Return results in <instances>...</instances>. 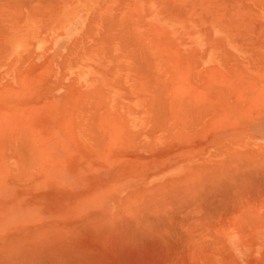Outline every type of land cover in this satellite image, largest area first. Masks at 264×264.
<instances>
[{"label":"rangeland","instance_id":"1","mask_svg":"<svg viewBox=\"0 0 264 264\" xmlns=\"http://www.w3.org/2000/svg\"><path fill=\"white\" fill-rule=\"evenodd\" d=\"M44 1L45 0H43V4H44L43 5V4H41L42 1L39 2L37 0L33 1V2H32V0H30V1L29 0H25V1L24 0H18V1L17 0H3V1L0 0V5H1L0 6V24H1L0 25V47H1V49H3V50H1V52H3V53L2 54L0 53V58H1L0 66H1V68L4 69L9 64V58H10L9 53L11 51L10 50V44H11L10 41H12L11 39H13L12 46L16 47L17 50H20L19 51L20 55H17V57H15V58L11 57L10 62L14 66H17L18 68L23 67L22 68L23 71H21L20 74L16 75V78L14 80V91L9 92L6 95L0 94V96H2L3 99H6V100L9 99L8 101L10 103V108H4V109H0V110L2 112L1 114H7L10 117L12 115L13 119L15 121H16V119H18V121L22 120V121L26 122L25 121L26 118H28L29 120L34 119L37 121H42V122L50 124L51 127H49V128H51L53 130L71 131V132H74L77 135H79V137L77 139L78 140L77 143L71 144L69 147L72 150V158L70 160V167H72L74 170H76L77 173L79 174V176H78V180L75 181L76 182V185H75L76 190H67L66 191L64 189H60V188L58 189L57 187H54L51 189H40V188L37 189L33 183V189L34 190L32 189L31 192L27 193V195H28L27 198L19 197V199L17 200V206L11 207V209H10L12 211V213H14V212L17 213L19 211L33 212L34 209H37L38 211H40L42 216H46V217H48V216H56V217L61 216L60 218H62L65 215L67 216L69 214V212L71 211V209L73 208L74 205L78 204L79 202L85 201V200L89 199L90 197H93V196L99 197L100 195H103V194L115 196V195H117L116 191L118 192L119 190H121L124 185L127 186V185L134 184V183L140 184V183L144 182V180H146V179L144 177L143 178L135 177L132 169H134L138 165L148 163L150 160L154 159V157H152V155H149V153H146L144 150L139 151V149H142V147L145 145H146L145 147H148V146L153 147L156 143L155 139L159 138V136H161V135L163 137L167 136L166 138H168V136H170V134H172L170 136V139H171V137L177 138V137L181 136V135H178V134H181L180 133L181 129H180V127L178 128V126H175V122L177 120H179L178 124L181 125L180 123L183 121V124H184V122L186 120H180L179 116H185L183 118H188V120L186 122L189 124L191 122H193V120H195L194 121L195 123L197 121L196 124H194V123L191 124V125L194 124V126H191V128L188 127V129H187V130H191L193 128V130L195 131V134H194V131H193V134H189V132L187 131L189 135L184 136L182 134L185 138H187V137L188 138H194L195 137V139H196V137L199 136L198 134H200V133H201L200 135H203V134L205 135L207 133H213V132H215V130H217V131L218 130H224L225 131L227 129L232 128L234 122L238 118H224L223 110L217 111V108L218 107L222 108L224 104L218 103L216 101H221L228 96H229V98L230 97L231 98H233V97L238 98V95H236L238 92L236 90L242 81L251 82L252 84L257 83V84L264 86V64H263L264 63V55L263 56L262 55H256V58L254 56L253 63L254 64L260 63L259 64L260 70H257V71L254 70V71H250L247 73V71L244 68V65L239 60H236L235 56H227L228 55L227 53H229L228 51H230L228 49V47H224V46H222L221 48L217 47L219 45V43H217L215 41L216 39H213V38H207V39L178 38L177 40H175V39H167V38L163 39L162 37H154L157 34L160 35V33H159L160 28L157 26V24H155V21H154L155 17L153 14V8L152 7L146 8L147 13L143 14V10H142L143 8H139L137 6V0H126V1L125 0H121V1H119V0H97L96 2H94V4H92V6L85 8V9H87V10L84 9V12H83L85 22L81 25H78V27H77L78 30H76V31L73 30L72 31L73 33L70 36L66 35V37H67L66 39H68L66 41H68V43H70V44H67V46H66L68 54H64V53L62 54V52L60 51V48H59V45H60L59 43L61 41L60 40L61 35L63 34L62 36H65L64 33H66L65 32V27H66L65 26L66 25L65 20L69 21L70 18L67 19L68 17L72 16V14L74 15V14L80 12L79 9L82 8V5H81L82 1L81 0H57L58 2L56 1V4H52L51 0H46V1H48L47 3H44ZM53 1L55 2V0H53ZM85 1H87V0H85ZM131 1L133 3H131ZM237 1H236L237 5L229 6L231 8L227 7L228 6L227 5L225 8L221 7V8L216 10V13H218V11L221 13H223V12L225 13V12H229V10L231 9L229 13H225L226 15L220 16V19H222V20L224 19V21L226 22V26H227V29L229 30V34L235 35V38H233V37L232 38H226L224 40L225 41L224 43L230 45L231 50L232 49H236V50L238 49L237 47L234 48V46H236V44H237L236 41L238 40V37H237L238 35L242 36L243 34H246V36L249 37L248 39L253 41L254 37L257 38L258 35L261 34L260 31H263L262 27H258V25L257 26H255V25L257 23H259V26L264 25V24H261L262 22L264 23V4L259 5V6H255V7L250 5V7H249V4L251 3L250 0H246V1L244 0L245 3L242 0H237ZM22 2H23V4H22ZM28 2L29 3L31 2L29 4L30 8L27 7ZM260 3H264V0H263V2H260ZM241 6H243V7H241ZM246 6H248V7H246ZM15 7H16V9H15ZM244 7H246V8L243 10ZM251 7L253 8V10L247 9V8H251ZM200 8L201 7H196V8H194L195 10L194 9L193 10L196 11ZM113 9H115V10H113ZM161 9L163 11V15H167L166 18H169V10L167 9V7H162ZM82 11L79 13V15L82 14ZM86 14H88V15H86ZM93 14H95V15H93ZM227 14H229V15H227ZM17 15H18V17H17ZM132 15H133V17H132ZM250 15H252V17ZM56 16H58V17H56ZM113 16H114V18H113ZM107 19H109V20H107ZM110 19L112 20L111 22H110ZM128 19H130V20H128ZM242 19H243V21H242ZM194 20L195 21L193 23H191V25L194 28L202 29V31L208 30L210 23L206 21V16H201L200 14H195ZM102 22H103V24H104V22L106 24L103 25ZM121 22H123V23H121ZM126 22H127V24H126ZM248 23H249V25H247ZM110 24H114V25L116 24V25L110 26ZM133 24H135V25H133ZM242 24H244V25H242ZM105 25H107V26H105ZM128 25H130V26H128ZM106 27H107V30H104V29H106ZM123 27H124L125 31L122 30ZM258 28L260 31L258 30ZM245 30L247 33L245 32ZM90 31H92V33ZM110 31H111V33H109ZM139 31H145L146 37L145 38H139L138 37ZM248 31H249V34H248ZM120 32H122V33L120 34ZM258 32H259V34H258ZM9 33H10V35H9ZM99 33H100V35H99ZM115 33H118V34L116 35ZM114 34H115V36H114ZM207 34H209V33L207 32ZM89 35H91V36H89ZM107 35H109V36H107ZM125 35H128V36H125ZM135 35H136V37H135ZM102 37H104V38H102ZM123 37H126V39ZM132 37H134V39ZM137 37H138V39H137ZM5 39H6V41H5ZM122 39H124V40H122ZM130 39H131V41H130ZM109 40H110V42H109ZM125 40H127V41H125ZM132 40L136 44H134L132 42ZM135 41H137V42H135ZM75 42H76V44H75ZM129 43H131V45H129ZM213 43H214L215 47L213 46ZM4 45H5V47H3ZM122 45H124V48ZM38 46L44 47L46 49V55L47 56H45L46 58H44V61L41 60V58L37 54L38 49H39ZM76 46H79V47H76ZM139 46H141V47H139ZM143 47L145 48L144 52H143V49H144ZM151 47H153V48H151ZM4 48H7L8 51L5 50ZM71 48H74V50L76 49V51H74L73 49L71 50ZM140 48L142 49V51ZM210 48L213 50H211ZM132 51H133V53H132ZM134 51L136 53H134ZM146 53L148 54V57L146 56L147 55ZM138 55H139V58H138ZM237 55H239V54H237ZM144 56H145V58H144ZM23 57H25V58H23ZM176 57L178 58V62L181 65V71L179 73V76L174 75L175 74V72H174L175 71V63L173 62V60H175ZM141 58L142 59L144 58L143 61ZM146 58H147V60H145ZM260 58L262 61L260 60ZM25 59H26V61H25ZM140 59H141V61H140ZM153 59H154V61H153ZM2 61L4 62V64L2 63ZM147 61H149V62H147ZM139 63L143 69L145 68V70H142V68H140ZM165 63H166L167 67L165 66ZM142 65H144V66H142ZM110 66L113 67L111 71H110V69H111ZM135 67H136V69H135ZM150 67L153 69H151ZM150 70H152V71H150ZM169 71L171 73H169ZM195 74L198 77H196ZM156 77H157V79H156ZM59 78H61V79H59ZM152 78H154V80ZM177 78H178V80H177ZM196 78L197 79L199 78V79L197 80ZM18 79H19V81H18ZM150 79H152L153 82L150 81ZM20 80L21 81L23 80L22 81L23 85L21 84ZM155 81H156V83H155ZM185 85H187V86H185ZM170 88H171V90H170ZM188 88H189V90H188ZM172 90H174V91L172 92ZM181 90H182V92H181ZM212 90H213V92H212ZM263 90H264V88H263ZM174 92H175L176 96L174 94H172ZM229 92H231V93H229ZM161 93H162V95H161ZM165 94H166V96H165ZM262 94L264 95V93H262ZM104 95H107L109 97L111 105L113 107H116L122 116H127L128 119H130V121H133V120L135 121L134 127H132L133 126V124H132V126H130L131 128L129 130L127 129V131H126L124 129V131H123V129L120 128L121 125L117 124L116 122H114L113 124H109L110 128H109V126H105L103 123H101V121H100L101 115H104L106 113ZM177 95H179V96L181 95V96L179 97ZM230 95H232V96H230ZM162 96H163V98H162ZM170 96L172 99L170 98ZM158 97L160 98L161 101L159 100ZM262 97H263L262 99H264V96H262ZM94 98L97 100H95ZM182 98L184 100H182ZM177 100H178V103H177ZM196 100H198L199 102ZM94 101H95V103H94ZM168 101H169V103L167 104ZM179 101H180V103H179ZM185 101L189 102L190 104L187 103V105H186V103H183ZM146 102L148 103V105ZM157 102L158 103L161 102V103L158 104ZM191 102H195V105ZM155 103H157V104H155ZM180 104H183V106L181 105V107H183V108L180 107ZM213 104H214V106H213ZM196 105L198 106V108ZM206 105L211 106V107L206 108V109H210L209 111L211 112V114L209 112V115H208V112H206V114L208 116L204 113V111L206 110V109H204L206 107ZM153 106L156 108H154ZM172 106L174 109L176 108V111L171 110ZM188 106H190V107H188ZM192 106H193V109L191 110ZM194 106H196V107H194ZM90 107L92 109H95V110H92ZM163 107H164V110H163ZM184 107H186V108H184ZM237 107L241 110L249 109V107H252L253 109L256 108V110L254 112H252L253 114H255L258 111H260V112L264 111V100L259 101V99H258L257 102L251 104L250 106L247 103H241V104H238ZM195 108L197 110H199L200 108H201V110L203 109L202 110L203 114H201L199 116H203L204 114L206 115L205 119L204 118L201 119L202 124H200L198 122V120L200 118L197 117V115H198L197 110H196V113L193 111ZM178 110H181V111H178ZM184 110H185V112H184ZM96 112L97 113L99 112V114H97ZM152 112L154 113V115L152 114ZM167 113H168V115H167ZM200 113L201 112L199 111V114ZM242 113L243 112H241L239 114H242ZM161 114H164V116ZM171 114H172V117H174V118H172V117L169 118L171 116ZM28 115L32 116L33 118L28 116ZM190 115L194 116L195 119L193 117H190ZM205 115H204V117H205ZM94 116H96L95 119H94ZM161 116H163V117L161 118ZM211 117H212V119H211ZM154 118H156L155 119L156 122L154 121ZM163 120H165V122H163ZM215 120H217V121H215ZM93 121H94V123H93ZM151 122H153V123H151ZM205 122H206V124H205ZM165 123L167 125H165ZM152 124L154 126L153 127L154 129L152 128ZM156 126L158 127V129L156 128ZM91 127H92V129H91ZM111 127H115V128L117 127L119 129L116 128V129L112 130ZM122 127L124 128V124ZM94 128L96 131L93 130ZM148 129H151V130H149V132H148ZM171 129H172V131H171ZM97 130H99V132ZM152 130H154V131L152 132ZM138 131H140V132H138ZM150 131H151V134H149ZM160 131H163V132L168 131L171 133L161 134ZM101 133L103 136L101 135ZM103 133H105V135ZM83 135L87 140L86 142H83L81 140V136H83ZM125 135H126V137H125ZM149 135L153 136L154 138H152V139L150 138L151 139L150 140L148 138ZM51 137H55L54 139H56L58 136L55 135V136H51ZM92 137L93 138L95 137V138L93 139ZM106 137H107V139H106ZM197 138H199V137H197ZM98 139H99V141H98ZM100 139H101V141H100ZM128 139H130V142ZM94 140H95V142H94ZM109 140H111V141H109ZM118 140L121 141V143H119V146H118ZM144 141H146V142H144ZM150 141H151V145H149ZM129 146L131 148H129ZM100 147H101V149H100ZM123 148H125V150H123ZM115 149H116V151H115ZM254 150L248 149V151H249L248 152L247 149H245V148H239V149H234L233 151L226 150V153L221 152V153H219L218 157L215 158L212 162H211V160L209 161V163L211 164V167H210L208 173L213 168L214 172H216L215 174H218L219 171L221 172V175H222L221 177L225 176V174H228V179H226V181L229 180V178L232 179L231 177H229V171L230 172L234 171V173L236 174V177H237V175H238L237 170H238V173L239 172L242 173L243 171H240L241 169L245 170L246 168H249L247 166L245 168L244 167L245 165L243 166V163H244L243 160H245V162H246V160L248 162L250 161L249 163H252L251 165H253V166L258 164L257 162L262 163V161L264 160V158H262V157H264V155L262 156V154H264V152L259 151L257 154V150H255L256 153ZM100 151L102 154L100 153ZM229 151H231V152H229ZM120 152H122V153H120ZM247 152H248V154L251 153L252 155L251 154H250L251 156L248 155ZM253 152H254V154H253ZM260 152H261V154H260ZM35 154H36V152H35ZM143 155H144V157H143ZM244 155H248L249 156V157H247L248 159L244 158ZM253 155H257V156L253 157ZM116 156H117V158H116ZM224 156H226V157H224ZM232 156L235 157V158H233L234 162L236 160H239V162H240L239 167L243 166V167H241V169L239 167L235 166L237 161L234 163L233 159L231 160V158H230ZM259 156L262 160L261 159L259 160V158L257 159V157H259ZM252 159L253 160L256 159V161L254 162ZM226 160L227 161L231 160V164H232V166L234 165L233 166L234 168L231 166L230 162L229 161L227 162ZM42 161L44 163V160H42ZM226 162L229 163L228 166H230L231 168L228 167L227 165H225V164H227ZM248 162H246V163H248ZM133 163H135V164H133ZM253 163H255V164H253ZM223 165H225L226 168L228 167V169L223 167ZM237 165H238V162H237ZM216 167H219V168H216ZM221 168H222V171H221ZM232 168L234 170L231 171ZM254 169H255V167H254ZM119 170H121V171H119ZM235 170H236V172H235ZM2 171H3V169H2ZM225 171L228 173H226ZM214 172L212 171L209 173L210 177H212L211 174ZM222 172L224 173V175L222 174ZM234 173H231L230 175L232 176V174H234ZM241 173H239V174L242 175L243 173L242 174ZM102 174H104V175H102ZM207 176L209 179H211L209 177V175H207ZM223 179H225V178L223 177ZM238 179H235L236 184H235V182H233L235 184V186L238 185V183L240 182V181H238ZM215 180H217V179L215 178ZM232 180H234V177ZM211 182L214 185L217 184L216 183L217 181L215 183H213L214 181H211ZM211 182H209L207 184H211ZM247 182H249V181H247ZM250 182L252 183V181H250ZM227 183H230V181H228ZM246 183L244 184V180L242 182V179H241V183H239V184H243L245 186L247 184L249 185V183H247V184ZM230 184L232 185V183H230ZM243 185H240V186L243 187ZM248 185H247V188L250 187V185H249V187H248ZM240 186H239V188H241ZM55 189H58L60 191H65V194L53 193L52 190H55ZM236 189H238V188H236ZM44 190H49L48 196H43L41 194V192H43ZM239 190H241V189H238L237 192H239V193H238L237 197L239 196V198H240V196L242 194H248L247 197H245V198L243 197L244 199L243 198H240V199L237 198L236 202H238V201L239 202L237 203L238 205L235 208L236 212L234 211V209H231V211H229V213L224 214L225 211L221 212V214L223 213V215H221V214L216 215V213H215L214 215H216L217 217L219 216L217 219L218 221L216 220L217 217L212 215V217H215V220L213 218H210L211 220L209 219L208 224H207L206 222H203L204 218H205V221H207L206 220L207 218L205 216H203L204 212L198 213L197 211H194L195 214L193 212L192 215L189 216V219L191 217L190 220H191V222L193 221L192 223L194 224L193 225L190 222L192 224V227L196 228V226H199L200 228H202L204 223L207 226L203 227L204 228L203 230L202 229L196 230L194 228L195 229L194 233L190 232L192 234L189 236L190 237L189 239H191L192 235L194 236L197 234L196 237L194 236L195 238L192 237L194 239V242H195V240L201 241V239L203 237L202 238H200V237H201V235L202 236L204 235L205 238H203V239H204V242L205 241L208 242L207 245L209 244L211 246V244H212V245L216 246V247L212 246L211 247L212 249H211L210 246L208 245L211 253L208 252L209 251L208 250L207 252H205V254H203L204 255L203 258H207V259H209L210 257L212 259L215 258L216 259V261H214L215 263L217 261H219L222 264H227V262H228V264H230V263L236 264V262H237V264H264V262H263L264 256H262L264 254V251H263L264 250V244L263 243L261 244L258 242V235L262 232V229L264 226V220H262L263 218H261V217H264V196L259 197L261 193H259V195H258L256 192L254 194L251 193V195H250V193H246V192L241 193ZM127 191H129V190H127ZM240 193H241V195H240ZM263 193L264 192H262V195H263ZM255 194L259 198L258 197L255 198L254 197ZM159 196H160V194H159ZM149 199H152V198H149ZM158 200L160 201L162 199L159 198ZM138 201L139 202L143 201V198L138 199ZM123 202H127V198L119 199L115 202L114 213L112 214V216L108 217V219L114 218L116 212L121 210V206H122ZM162 202H163V200L160 203L162 204ZM44 204H46V206L42 209L41 206H43ZM135 204L137 206V202L134 200H131V202L129 203L128 209L131 211L132 209L130 207H134ZM158 204H159V202H158ZM164 207L165 206L162 207L163 210H165ZM160 208H161V206H160ZM65 209H66V211H65ZM156 211L160 212L162 210H158V207H157ZM166 211H168V209H166ZM226 212H228V211H226ZM230 212H233V214ZM60 213H62V214H60ZM200 213H202V216L204 218H201ZM250 213H251V216H250ZM261 213H262V216H261ZM226 214H228V215H226ZM193 215H194V218H193ZM2 216L3 215H1L0 218ZM195 216H197V217H195ZM220 216H221V218L223 217L222 218L223 220L220 218ZM258 217H259V219H258ZM228 218H229V220H228ZM240 218L241 219L244 218V219L241 220ZM197 219L198 220L201 219L202 221L201 220L198 221ZM245 220H246V222H245ZM219 221L222 222V224L223 223L228 224V223H232V222L235 223V221H236L240 225V229L243 226L244 222L248 223L249 225L246 224V227L248 228V229H246V231L244 230L245 226H243V229H241V231L243 230V232L235 231V230H220L218 228L219 226H221V225H219V223H220ZM259 221H261V222H259ZM200 222H202V224ZM240 222H242V223H240ZM260 223H262V224H260ZM251 229H253V230H251ZM209 230L212 232V235H211V233H209ZM231 231L237 232L238 235L240 236V238L243 240V242L248 243L247 244L248 246H246V244H245L246 247L243 248L244 254L239 256L237 258L236 262H234V263L232 261L231 262L227 261V259H229L230 257L226 258V261L223 260V257L220 258L222 253H220L221 251H218L219 245H220V248H222L221 247V240L223 243L226 242L225 234H227ZM81 233L82 232H80V234ZM252 233L254 234V236L252 235ZM85 235L88 236L89 234L86 233ZM99 235H101V234H99ZM83 236L84 235H82V237ZM87 236L83 237V238L80 237L81 238V240L79 238L80 242H82L85 239V241H83V242L87 243L88 240H90L89 238L92 237L93 241L90 240L89 243H91V241L93 243H95V240L99 237V236H95L94 238H96V237L97 238L93 239L94 235L93 236L89 235L88 237ZM198 236H199V239H197ZM210 237H212V238H210ZM216 237H217V240L219 237L218 241L216 240ZM171 239H173V238H171ZM174 239H176V238H174ZM20 240L24 241L25 239H23V238L18 239V240H15L14 242H18ZM97 240H100V243H101V238H99ZM155 240L158 242V244H161L160 243L161 240L160 241H159V239L158 240L155 239ZM103 241H105V240H103ZM144 241H145V243H147L149 240H147V242H146V240H144ZM153 241H151V242H153ZM156 241H154V244L153 243L152 244L155 245ZM172 242L173 241L171 240V244L173 246V244L176 242H175V240H174V243H172ZM194 242L193 243L191 242L190 244L188 242H187V244L185 243L186 245L189 244L188 247L192 246L189 250H192V248H196V247H194V245H196V242L198 244V241H196L195 244H194ZM204 242L201 243V245L206 244ZM100 243L98 242V244H100ZM216 244H219V245L217 246ZM95 245H97V243H95ZM95 245L92 244V248H90L91 244H89V246H88L89 248H87V250L89 251V252L87 251L89 255L94 254V252H92L93 253L92 254L90 252V250L93 251L95 249V251H96V248H93V246H95ZM101 245L102 244L99 245V247H98L99 249H100ZM121 245L122 246H120V244H119L120 247H118V245L115 244V247H113L112 249L118 248V249H120V251L122 250L123 252L125 250L128 251L127 250L128 248L127 249L123 248V247H127V243L125 245L124 244H121ZM139 245L141 247V244H139ZM145 245L146 244H142L141 248H139L136 245H133V247H135V246L137 247V248L135 247L137 250H135V248H133L135 250L134 253H136V255L138 254L137 256L136 255L134 256V254L132 253L134 250H132V252H131V254H133V255L125 252L128 256L125 254L123 255V252H121V254H120V252H117V253H119V254L116 253L118 259L121 258L120 260H122L123 259L122 257H125V259H123V261H121L122 263L120 262V264H125V262H126V264H128V261L130 262L129 264H132L133 261H134L133 264H135V263L138 264L139 261H141L142 264H152V263L153 264H160V263H162V264L169 263L170 264V262H171V264H182V261H183L182 258L184 256H183V254H180V253L183 250L188 249V247L186 246L187 248H185L184 247L185 245H183V244H182L183 246L180 245L181 250L179 247H177V248H179V249H177L175 246H173L176 248V250L173 248L174 250L172 251L173 252V254H172L170 252L172 250V247L170 249V248H167V247H169V246H167L164 249H167V250L170 249L169 250L170 255H168L166 253V251H163V248H161L162 247L161 245L158 246L156 244L158 246V249H156V251L160 249L159 252H157V253H155L156 251L152 250V249H155V248H153L154 246L151 249L152 245H150V244H147L150 246L149 247L150 251H149V249H146L144 247L146 250H148V251H146L143 248V246H145ZM203 245H202V247H200L198 245L199 249L201 248L200 251L205 249L206 245L204 248H203ZM129 246H130V244H129ZM103 247H104V245H103ZM106 247H104L105 249H102V248L100 249L103 253V255H100V256H102V258L95 256L96 258H101L100 261H98L99 259L98 260L96 259V261L101 262L102 264H103L102 260H104L103 259L104 255L107 252H109V253L113 252V250L110 251L111 249L108 250V249H106ZM109 247H110V244H109ZM111 247H112V244H111ZM131 247H132V245H131ZM131 247H130V249H132ZM182 247L185 249H182ZM99 249H97V250L99 251ZM142 249H144V250L139 255L140 252H136V251H140ZM213 249L215 252L213 251ZM105 250L106 251L108 250V251L106 252ZM178 250H180L181 252L180 253L177 252V253H179V255H177V258H176L177 253L175 252L176 254L174 255V251H178ZM98 251H96L97 254H95V255H98L100 253V251H99V253H98ZM160 251H161V253L165 252L169 257L170 256H172V257H170V259L168 257V260H167L166 254L164 253L166 256L165 257L163 253L162 254L160 253ZM114 252H116V251L114 250ZM196 252H197L198 258H195L196 259L195 261L193 260L194 256L189 254L190 256H193V258L192 257L191 258L194 261L193 262L194 264L197 261V259L199 260L200 257L202 258V256L199 254V252L198 251H196ZM109 253H107V255ZM152 253H155L156 255L152 254ZM183 253H184V251H183ZM189 253H191V251ZM86 254H85V256L82 257V260L85 261L87 264L88 262L91 261V258H90L91 256L88 257L89 255H86ZM116 254H115V258L111 254L110 257L107 259L108 260L111 259L109 261L113 262L112 259L113 258L116 259ZM146 254H148V256ZM107 255L105 256V258L108 257ZM184 255H186L185 257L187 258L188 250L186 251V253H184ZM130 256L135 257L134 258L135 260L132 259V257H130ZM181 256H183V257L180 258L181 259V261H180V260H178V258ZM95 257L93 256V259ZM83 258H85L86 260L90 259V261H86ZM126 258H128V259H126ZM136 258L138 260H136ZM162 258L163 259L165 258V259L162 260ZM118 259L114 260L113 264H115V262L119 261ZM94 260H92V261L94 262ZM105 260H104V262H105L104 264L107 263V260L106 261ZM176 260H178L177 262H179V261L180 262L177 263ZM83 261H82V263H83ZM96 261L94 263L91 262L90 264H92V263L96 264ZM163 261L164 262L166 261V262L164 263ZM185 261H186L185 264H187V263L190 264V262L192 264L191 259L185 260ZM98 262H97V264H100ZM141 263L139 262V264H141ZM183 263H184V261H183ZM197 263H198V261H197ZM209 263L210 262L207 261V264H209ZM204 264H206V263H204Z\"/></svg>","mask_w":264,"mask_h":264},{"label":"bare ground","instance_id":"2","mask_svg":"<svg viewBox=\"0 0 264 264\" xmlns=\"http://www.w3.org/2000/svg\"><path fill=\"white\" fill-rule=\"evenodd\" d=\"M3 1V0H2ZM18 1V0H17ZM25 1V0H24ZM30 1V0H29ZM33 1H36V0H32V2ZM37 1H42V3L41 4H43V0H37ZM56 1L57 0H55V2L53 1V0H51V2H52V4H56ZM82 1V8L81 9H79L80 10V12L82 11V14H80L79 15V13H76V14H72V16H70V17H68L67 19H69L70 18V20L69 21H67V20H65V22H66V27H65V32L66 33H64L65 34V36H62L61 35V37H60V45H59V48H60V51L61 52H63V50H64V48H67L66 46H67V44H70V43H68V41H66V40H68V39H66L67 37H66V35L68 36H70L73 32V30H78L77 29V27H78V25H81V24H83L85 21V18H84V16H83V12H84V9L85 8H87V7H89V6H92V4H94V2H96L97 0H87V1H83V0H81ZM119 1H121V0H119ZM126 1V0H125ZM232 1H234V0H232ZM232 1H231V3H232ZM237 1V0H236ZM243 2H244V0H242ZM246 1V0H245ZM12 2V1H11ZM14 2V1H13ZM21 2V1H20ZM38 2V3H39ZM48 1H44V3H47ZM50 2V1H49ZM50 2V3H51ZM58 2V1H57ZM130 2V1H129ZM168 2H170V1H168ZM219 2V1H218ZM224 2V1H223ZM227 1L225 0V3H226ZM228 2H230L229 0H228ZM238 2V1H237ZM236 2V3H237ZM2 3V2H1ZM7 3V2H6ZM31 3V2H30ZM29 2H28V5H27V7H29V4H30ZM131 3H133L132 1H131ZM166 3H167V1H166ZM173 3V2H172ZM215 3H217V2H215ZM230 3V4H231ZM245 3V2H244ZM243 3V4H244ZM19 4V3H18ZM21 4V3H20ZM22 4H23V2H22ZM40 4V3H39ZM49 4V3H48ZM121 4V3H120ZM224 4V3H223ZM248 4V3H247ZM264 4V3H263ZM44 5V4H43ZM50 5V4H49ZM134 5V4H133ZM172 5V4H171ZM234 5V4H233ZM239 5V4H238ZM242 5V4H241ZM245 5V4H244ZM1 6V5H0ZM22 6V5H21ZM42 6V5H41ZM47 6V5H46ZM120 6V5H119ZM221 6H222V4H221ZM220 6V7H221ZM224 6V5H223ZM232 6V5H231ZM240 6V5H239ZM48 7V6H47ZM51 7V6H50ZM189 7V6H188ZM227 7H229V5L227 6ZM241 7H243V6H241ZM246 7H248V6H246ZM246 7H244L243 8V10L246 8ZM249 7H250V4H249ZM30 8V7H29ZM45 8V7H44ZM121 8V7H120ZM170 8V7H169ZM169 8L167 7V9L169 10ZM182 8V7H181ZM224 8V7H223ZM229 8H231V7H229ZM15 9H16V7H15ZM117 9V8H116ZM172 9L174 10V8L172 7ZM228 9V8H227ZM236 9V8H235ZM247 9H251V10H253V8L251 7V8H247ZM85 10H87V9H85ZM113 10H115V9H113ZM173 10L171 11V12H173ZM176 10V9H175ZM179 10V9H178ZM184 10V9H183ZM216 10V9H215ZM221 10V9H220ZM231 10V9H230ZM230 10H229V12H230ZM250 10V11H251ZM255 10V9H254ZM18 11V10H17ZM177 11V10H176ZM237 11V10H236ZM239 11V10H238ZM257 11V10H256ZM170 12V13H171ZM175 12V11H174ZM173 12V13H174ZM180 12H182V10H180ZM229 12H225V13H229ZM241 12V11H240ZM239 12V13H240ZM254 12V11H253ZM96 13V12H95ZM134 13V12H133ZM147 13V12H146ZM172 13V14H173ZM178 13V12H177ZM182 13H184V11L182 12ZM224 13V12H223ZM235 13V12H234ZM17 14V13H16ZM92 14V13H91ZM186 14V13H185ZM238 14V13H237ZM86 15H88V14H86ZM93 15H95V14H93ZM117 15V14H116ZM176 15V14H175ZM224 15V14H223ZM226 15V14H225ZM227 15H229V14H227ZM231 15V14H230ZM235 15V14H234ZM246 15V14H245ZM244 15V16H245ZM118 16V15H117ZM147 16V15H146ZM177 16H178V14H177ZM180 16V15H179ZM241 16V15H240ZM243 16V15H242ZM251 17H252V15H250ZM254 16V15H253ZM17 17H18V15H17ZM53 17V16H52ZM56 17H58V16H56ZM93 17V16H92ZM95 17V16H94ZM132 17H133V15H132ZM181 17V16H180ZM255 17V16H254ZM2 18V17H1ZM87 18V17H86ZM106 18V17H105ZM113 18H114V16H113ZM204 18V17H203ZM225 18V17H224ZM104 19V18H103ZM229 19V18H228ZM237 19V18H236ZM248 19V18H247ZM43 20V19H42ZM107 20H109V19H107ZM128 20H130V19H128ZM144 20V19H143ZM209 20V19H208ZM224 20V19H223ZM230 20V19H229ZM241 20V19H240ZM253 20V19H252ZM55 21V20H54ZM112 20L110 19V22H111ZM197 21V20H196ZM242 21H243V19H242ZM241 21V22H242ZM250 21V20H249ZM254 21V20H253ZM89 22V21H88ZM120 22V21H119ZM247 22V21H246ZM109 23V22H108ZM121 23H123V22H121ZM234 23V22H233ZM102 24H103V22H102ZM104 24H106L105 22H104ZM103 24V25H104ZM126 24H127V22H126ZM125 24V25H126ZM144 24V23H143ZM142 24V25H143ZM261 24H264L263 22L261 23ZM260 24V25H261ZM1 25V24H0ZM111 25H113V26H115L114 24H110V26ZM118 25V24H117ZM133 25H135V24H133ZM236 25V24H235ZM242 25H244V24H242ZM247 25H249V23L247 24ZM253 25V24H252ZM258 25V27H263L262 29H263V31H260L259 30V28H258V30L262 33V32H264V25L262 26H259V23H257L255 26H257ZM105 26H107V25H105ZM109 26V27H110ZM112 26V27H113ZM128 26H130V25H128ZM145 26V25H144ZM246 26V25H245ZM6 27V26H5ZM87 27V26H86ZM208 27V26H207ZM241 27V26H240ZM89 28V27H88ZM104 28V27H103ZM114 28V27H113ZM116 28V27H115ZM63 29V28H62ZM91 29V28H90ZM94 30V29H93ZM104 30H107V27H106V29H104ZM122 30H124V27H123V29ZM209 30V29H208ZM233 30V29H232ZM240 30V29H239ZM253 30V29H252ZM4 31V30H3ZM64 31V30H63ZM125 31V30H124ZM235 31V30H234ZM233 31V32H234ZM238 31V30H237ZM91 33H92V31H90ZM105 32V31H104ZM108 32V31H107ZM245 32H246V30H245ZM3 33V32H2ZM6 33V32H5ZM70 33V34H69ZM81 33V32H80ZM84 33V32H83ZM101 33V32H100ZM100 33H99V35H100ZM109 33H111V31L109 32ZM122 32H120V34H121ZM126 33V32H125ZM124 33V34H125ZM247 33V32H246ZM257 33V32H256ZM116 35L118 34V33H115ZM115 34H114V36H115ZM127 34V33H126ZM145 34V33H144ZM143 34V35H144ZM241 34V33H240ZM248 34H249V31H248ZM258 34H259V32H258ZM9 35H10V33H9ZM106 35V34H105ZM111 35V34H110ZM256 35V34H255ZM261 35H263L264 36V34H261ZM8 36V35H7ZM89 36H91V35H89ZM107 36H109V35H107ZM121 36V35H120ZM124 36V35H123ZM125 36H128V35H125ZM153 36V35H152ZM212 36V35H211ZM240 36V35H239ZM244 37H245V34L243 35ZM257 36V35H256ZM111 37V36H110ZM135 37H136V35H135ZM242 37V36H241ZM243 37V38H244ZM248 37V36H247ZM258 37H259V39H258V41H260V38L262 37H260L259 35H258ZM91 38V37H90ZM97 38V37H96ZM102 38H104V37H102ZM113 38V37H112ZM123 38H125L126 39V37H123ZM131 38V37H130ZM133 39H134V37H132ZM243 38H241L240 40H245V38L243 39ZM249 38V37H248ZM99 39V38H98ZM137 39H138V37H137ZM206 39V38H205ZM239 39V38H238ZM254 39H256V37H254ZM256 39V40H257ZM12 40V39H11ZM78 40V39H77ZM76 40V41H77ZM102 40V39H101ZM111 40V39H110ZM110 40H109V42H110ZM122 40H124V39H122ZM247 40V39H246ZM245 40V41H246ZM250 40V39H249ZM256 40H254V42L256 41ZM5 41H6V39H5ZM125 41H127V40H125ZM130 41H131V39H130ZM218 40H216V42H217ZM244 41V42H245ZM11 42V41H10ZM104 42V41H103ZM132 42H133V40H132ZM135 42H137V41H135ZM236 42H238V40L236 41ZM247 42H249V41H247ZM257 42V41H256ZM261 42V41H260ZM260 42L258 43V44H260ZM5 43V42H4ZM121 43V42H120ZM125 43V42H124ZM123 43V44H124ZM134 43V42H133ZM217 43H220V42H217ZM239 43V42H238ZM250 43H251V41H250ZM263 43V42H262ZM75 44H76V42H75ZM79 44V43H78ZM107 44V43H106ZM134 44H136V43H134ZM133 44V45H134ZM240 44V43H239ZM245 44V43H244ZM258 44H257V46H256V44H254L255 45V49L258 47ZM121 45V44H120ZM128 45V44H127ZM129 45H131V43H129ZM251 45H253V43L251 44ZM253 45V46H254ZM71 46V45H70ZM110 46V45H109ZM123 46V48H124V45H122ZM145 46V45H144ZM219 46V45H218ZM223 46V45H222ZM242 46H243V44H242ZM246 46V45H245ZM248 46H249V44H248ZM3 47H5V45L3 46ZM8 47V46H7ZM76 47H79V46H76ZM85 47V46H84ZM90 47V46H89ZM136 47V46H135ZM139 47H141V46H139ZM132 48V47H131ZM134 48V47H133ZM144 48V47H143ZM151 48H153V47H151ZM260 48V47H259ZM5 50H7L8 51V49L7 48H4ZM74 50V48H71V50ZM81 49V48H80ZM86 49V48H85ZM135 49V48H134ZM137 49V48H136ZM141 49V48H140ZM4 50V51H5ZM107 50V49H106ZM130 50V49H129ZM139 50V49H138ZM208 50V49H207ZM254 50V49H253ZM259 50V49H258ZM74 51H76V49L74 50ZM110 51V50H109ZM141 51H142V49H141ZM145 51V48L143 49V52ZM148 51V50H147ZM205 51V50H204ZM250 51H251V49H250ZM257 51V50H256ZM81 52V51H80ZM107 52V51H106ZM130 52V51H129ZM128 52V53H129ZM138 52V51H137ZM64 53V52H63ZM79 53V52H78ZM132 53H133V51H132ZM134 53H136L135 51H134ZM139 53V52H138ZM142 53V52H141ZM148 53V52H147ZM146 53V54H147ZM150 53V52H149ZM153 53V52H152ZM252 53V52H251ZM253 53H254V51H253ZM257 53H259V52H257ZM256 53V54H257ZM2 54V53H1ZM145 54V55H146ZM230 56H231V53H228ZM233 54V53H232ZM255 54V53H254ZM253 54V55H254ZM260 54H261V51H260ZM79 55V54H78ZM107 55V54H106ZM142 55V54H141ZM153 55V54H152ZM197 55V54H196ZM258 55V54H257ZM147 57H148V54L146 55ZM159 56V55H158ZM233 56V55H232ZM236 56V55H235ZM263 56V55H262ZM142 57V56H141ZM254 57V56H253ZM258 57V56H257ZM261 57V56H260ZM4 58V57H3ZM23 58H25V57H23ZM112 58V57H111ZM138 58H139V55H138ZM144 58H145V56H144ZM143 58V59H144ZM155 58V57H154ZM157 58V57H156ZM255 58H256V56H255ZM5 59V58H4ZM142 59V58H141ZM141 59H140V61H141ZM143 59H142V61H143ZM150 59V58H149ZM148 59V60H149ZM0 60H1V58H0ZM3 60V59H2ZM137 60V59H136ZM139 60V59H138ZM145 60H147V58L145 59ZM260 60H261V58H260ZM259 60V61H260ZM25 61H26V59H25ZM139 61V62H140ZM153 61H154V59H153ZM239 61H241V60H239ZM262 61V60H261ZM138 62V61H137ZM147 62H149V61H147ZM152 62V61H151ZM161 62V61H160ZM2 63L4 64V62L2 61ZM199 63V62H198ZM257 63V62H256ZM263 63V62H262ZM149 64V63H148ZM264 64V63H263ZM139 65H140V63H139ZM163 65V64H162ZM114 66V65H113ZM124 66V65H123ZM142 66H144V65H142ZM165 66H166V63H165ZM200 66V65H199ZM63 67V66H62ZM111 67V66H110ZM139 67V66H138ZM152 67V66H151ZM150 67V68H151ZM167 67V66H166ZM169 67V66H168ZM20 68H23V67H20ZM112 68L113 67H111V69H110V71L112 70ZM140 68H142L141 67V65H140ZM149 68V69H150ZM19 69V68H18ZM135 69H136V67H135ZM139 69V68H138ZM151 69H153V68H151ZM228 69V68H227ZM254 69H256V68H254ZM133 70V69H132ZM142 70H145V68L143 69L142 68ZM243 70V69H242ZM19 71H21L20 69H19ZM109 71V72H110ZM150 71H152V70H150ZM18 73V72H17ZM169 73H171L170 71H169ZM145 74V73H144ZM147 74V73H146ZM251 74V73H250ZM18 75V74H17ZM61 75V74H60ZM149 75V74H148ZM153 75V74H152ZM163 75V74H162ZM175 75V74H174ZM196 75V74H195ZM1 76V75H0ZM24 76V75H23ZM61 77V76H60ZM149 77V76H148ZM160 77V76H159ZM196 77H198L197 75H196ZM246 78V77H245ZM59 79H61V78H59ZM153 80H154V78H152ZM152 79H150V81H152ZM156 79H157V77H156ZM197 79V78H196ZM199 79V78H198ZM197 79V80H198ZM254 79V78H253ZM177 80H178V78H177ZM18 81H19V79H18ZM23 81V80H22ZM22 81L20 80V82H21V84L23 85V83H22ZM60 81V80H59ZM149 81V80H148ZM147 81V82H148ZM183 81V80H182ZM201 81V80H200ZM199 81V82H200ZM153 82V81H152ZM184 82V81H183ZM182 82V83H183ZM19 83V82H18ZM60 83V82H59ZM58 83V84H59ZM155 83H156V81H155ZM168 83V82H167ZM138 84V83H137ZM259 85V84H258ZM20 86V85H19ZM185 86H187V85H185ZM262 86V85H261ZM59 87V86H58ZM151 88V87H150ZM183 88V87H182ZM173 89V88H172ZM187 89V88H186ZM261 89H263V88H261ZM159 90V89H158ZM170 90H171V88H170ZM188 90H189V88H188ZM174 90H172V92H173ZM184 91V90H183ZM170 92V91H169ZM176 92V91H175ZM175 92L174 93H172V94H174L175 95ZM181 92H182V90H181ZM190 92V91H189ZM212 92H213V90H212ZM180 93V92H179ZM178 93V94H179ZM184 93V92H183ZM151 94V93H150ZM181 94V93H180ZM214 94V93H213ZM212 94V95H213ZM228 94V93H227ZM22 95V94H21ZM97 95V94H96ZM161 95H162V93H161ZM187 95V94H186ZM201 95V94H200ZM165 96H166V94H165ZM176 96V95H175ZM177 96H179V95H177ZM181 96V95H180ZM179 96V97H180ZM185 96V95H184ZM13 97V96H12ZM156 97V96H155ZM186 97V96H185ZM196 97V96H195ZM96 98V97H95ZM94 98V99H95ZM102 98V97H101ZM157 98V97H156ZM159 98V97H158ZM162 98H163V96H162ZM161 98V99H162ZM170 98H171V96H170ZM176 98V97H175ZM191 98V97H190ZM150 99V98H149ZM166 99V98H165ZM172 99V98H171ZM170 99V100H171ZM193 99V98H192ZM9 100V99H8ZM12 100V99H11ZM15 100V99H14ZM18 100V99H17ZM21 100V99H20ZM95 100H97V99H95ZM159 100H160V98H159ZM164 100V99H163ZM174 100V99H173ZM176 100V99H175ZM179 100V99H178ZM178 100H177V103H178ZM182 100H184L183 98H182ZM161 101V100H160ZM181 101V100H180ZM180 101H179V103H180ZM189 101V100H188ZM193 101V100H192ZM195 101V100H194ZM196 101H198V100H196ZM203 101V100H202ZM6 102H7V100H6ZM15 102V101H14ZM150 102V101H149ZM199 102V101H198ZM204 102V101H203ZM94 103H95V101H94ZM147 103V102H146ZM158 103V102H157ZM157 103H155V104H157ZM159 103H161V102H159ZM158 103V104H159ZM169 103V101L167 102V104ZM174 103V102H173ZM183 103H186V105H187V103H189V102H183ZM191 103H193L194 105H195V102H191ZM154 104V105H155ZM164 104V103H163ZM166 104V105H167ZM190 104V103H189ZM147 105H148V103H147ZM179 105V104H178ZM181 105L183 106V104H180V107H181ZM192 105V104H191ZM190 105V106H191ZM198 105V104H197ZM196 105V106H197ZM91 106V105H90ZM190 106H188V107H190ZM196 106H194V107H196ZM203 106V105H202ZM201 106V107H202ZM213 106H214V104H213ZM92 107V106H91ZM90 107V108H91ZM94 107V106H93ZM96 107V106H95ZM100 107V106H99ZM154 107V106H153ZM169 107V106H168ZM178 107V106H177ZM187 107V106H186ZM186 107H184V108H186ZM205 107V106H204ZM203 107V108H204ZM207 107H211L210 105L209 106H207L206 105V107L204 108V109H206ZM87 108V107H86ZM154 108H156V107H154ZM181 108H183V107H181ZM197 108H198V106H197ZM223 108L224 107H222V108H220V107H218L217 108V111L218 110H223ZM92 109V108H91ZM90 109V110H91ZM153 109V108H152ZM178 109V108H177ZM190 109V108H189ZM193 109V106H192V108H191V110ZM83 110V109H82ZM88 110V109H87ZM92 110H95V109H92ZM100 110V109H99ZM102 110V109H101ZM157 110V109H156ZM163 110H164V107H163ZM169 110V109H168ZM187 110V109H186ZM196 108L193 110L195 113H196ZM203 110V109H202ZM202 110H201V108L199 109V110H197V112H198V115H197V117L198 118H200L199 120H198V122L200 123V124H202L201 123V119L202 118H206V112H208V115H209V110L210 109H206L205 111H204V113L206 114H204L205 115V117H204V115L203 116H199V115H201V114H203V112H202ZM216 110V109H215ZM160 111V110H159ZM172 111H173V109H172ZM174 111H176V110H174ZM178 111H181V110H178ZM199 111L201 112L200 114H199ZM212 111V110H211ZM86 112V111H85ZM155 112V111H154ZM166 112V111H165ZM169 112V111H168ZM184 112H185V110H184ZM214 112V111H213ZM97 113V112H96ZM139 113V112H138ZM163 113V112H162ZM181 113V112H180ZM191 113V112H190ZM95 114V113H94ZM93 114V115H94ZM97 114H99V112L97 113ZM152 114L154 115V113L152 112ZM156 114V113H155ZM159 114V113H158ZM165 114V113H164ZM164 114H161V115H163L164 116ZM192 114V113H191ZM210 114H211V112H210ZM96 115V114H95ZM105 115V114H104ZM160 115V114H159ZM167 115H168V113H167ZM187 115V114H186ZM189 115V114H188ZM196 115V114H195ZM207 115V116H208ZM163 116H161V118L163 117ZM211 116V115H210ZM209 116V117H210ZM91 117V116H90ZM168 117V116H167ZM172 117V114H171V116L169 117V118H171ZM189 117V116H188ZM190 117H193L194 118V116H192V115H190ZM96 118V116H94V119ZM153 118V117H152ZM165 118V117H164ZM168 118V119H169ZM172 118H174V117H172ZM197 118V119H198ZM93 119V118H92ZM155 119L156 118H154V121H155ZM158 119V118H157ZM195 119V118H194ZM209 119V118H208ZM211 119H212V117H211ZM214 119V118H213ZM160 120V119H159ZM162 120V119H161ZM97 121V120H96ZM101 121V120H100ZM103 121V120H102ZM104 121H105V119H104ZM109 121V120H108ZM168 121V120H167ZM172 121V120H171ZM177 121H179V120H177ZM195 120H193V122H191L190 124H192V123H194V124H196L197 123V121H196V123L194 122ZM215 121H217V120H215ZM107 122V121H106ZM156 122V121H155ZM163 122H165V120H163ZM221 122V121H220ZM93 123H94V121H93ZM102 123V122H101ZM105 123V122H104ZM151 123H153V122H151ZM160 123V122H159ZM178 123V122H177ZM204 123V122H203ZM215 123V122H214ZM164 124V123H163ZM181 124V123H180ZM190 124L188 125L189 127H190ZM194 124L192 125V126H194ZM199 124V125H200ZM205 124H206V122H205ZM216 124V123H215ZM93 125V124H92ZM95 125V124H94ZM101 125V124H100ZM165 125H167L166 123H165ZM179 125V124H178ZM184 125V124H183ZM209 125V124H208ZM180 126V125H179ZM182 126V125H181ZM154 126H153V124H152V128H153ZM110 128V127H109ZM151 128V129H152ZM156 128L158 129V127L156 126ZM162 128V127H161ZM202 128V127H201ZM91 129H92V127H91ZM151 129H148V132H149V130H151ZM154 129V128H153ZM185 129H188L187 128V126H186V128ZM93 130H95V128L93 129ZM170 130V129H169ZM26 131H28V130H26ZM96 131V130H95ZM98 132H99V130H97ZM101 131V130H100ZM154 130H152V132H153ZM156 131V130H155ZM171 131H172V129H171ZM194 130H193V128L191 129V130H189V132H193ZM207 131V130H206ZM176 132V131H175ZM26 134L27 133H29V131L28 132H25ZM142 133V132H141ZM169 133H171V132H169ZM181 134H178V135H181V136H179V137H177V138H172L171 137V139H170V136L172 135V134H170V136H168V138H166L167 136H165V137H163L162 135L161 136H159V138H157V139H155V145L151 148V147H145V146H143L142 147V149H139V151H142V150H144L146 153H149V155H152V157H154V159H152V160H150L148 163H145V164H141V165H138V166H136L134 169H132V171H133V173H134V175H135V177H139V178H145L146 180H144V182H142V183H140V184H136V183H134V184H130V185H127V186H123V188L121 189V190H119L118 192L116 191V193H117V195H115V196H112V195H108V194H103V195H100L99 197H97V196H93V197H90L89 199H87V200H85V201H82V202H79L78 204H76V205H74L73 206V208L71 209V211L69 212V214L66 216H64V217H62V218H60L61 216H59V217H56V216H48V217H46V216H42L41 215V213H40V211H38L37 209H34L33 210V212H30V211H28V212H26V211H19V212H14V213H11V215L10 214H8V215H3L2 217H1V219H0V264H81L82 263V257L83 256H85V254L86 255H89L88 254V250H87V248H89L88 246H89V244H91V247L90 248H92V244L93 245H95V243H97V245H95V246H93V248H96V251H98L97 249H99L98 247H99V245L100 244H102L101 246H100V249L103 247V245H104V247H106V249H111L110 251H112L113 250V252H114V250L116 251V252H110L111 254H112V256H114V258H115V254L117 253V252H120V254H121V252H123L122 250L120 251V249H118V248H116V249H112L113 247H115V244H117L118 245V247H120V246H122L121 244H126L127 243V247H123V248H125V249H127L128 251H124L123 252V255L125 254V255H127L125 252H127V253H129V254H131V252H132V250H134L133 248H135L136 246H138L139 244H141V247H142V244H146L145 246H143V248L145 247L146 249H149V251H150V246L149 245H147V244H150V245H152L151 246V249H152V247L153 248H155V249H152L153 251H156V249H158V246H162L161 248H163V251H166V253L168 254V255H170L169 253L171 252L172 254H173V250L175 249L176 250V248L177 247H179L180 248V250H181V246H183V245H185L184 247L185 248H187L188 246H189V244L192 242H194V239L193 238H195L196 237V235H192L191 236V239H189L190 237V235L192 234V233H194V230L196 229H204L203 227H206L207 225H205V223L203 224V227L202 228H200L199 226H196V228L194 229L193 227H192V222H191V217H190V219H189V216L190 215H192V213L194 212V211H197L198 213L199 212H204V215L203 216H205L207 219V221H205V218L202 216V213H200L201 215V218H204L203 219V222H206L207 224H208V221H209V219L210 218H213L214 220H215V217H212V215H214L215 213H216V215H220L221 214V212H223V211H225L224 212V214L225 213H229V211H231V209H234V211L236 212V206L238 205L237 203L239 202H236L237 201V198H239V196L237 197V195H238V193L239 192H237L238 191V189H241V190H239L241 193L242 192H246V193H250V195H251V193L252 194H254L255 192L259 195V193H261L260 194V196L259 197H261V196H264V193H263V195H262V192H264V160L262 161V163H259V162H257L258 164H256V165H251L252 163H249L247 160H246V162H248V163H246L245 162V160H243L244 161V163H243V166L246 168V166L247 167H249V168H246L245 170H243V169H241V167H243V166H241V167H239V160H236L237 162H238V165H237V162H236V165L235 166H237V167H239L241 170L240 171H243L242 173L241 172H239V173H241L242 175H240L239 173H238V170H237V177H236V174L234 173V171H232V170H234L233 168V166H232V164H231V160L233 159V158H235L234 156H232V157H230L231 158V160H228L229 162H230V164H231V166L233 167L232 169H231V171L232 172H230L229 171V177H231L232 179H233V177H234V180H232V179H230L229 178V180H227L226 181V179H228V174H225V176L227 177H225V176H223L225 179H223V177H221L222 175H221V172L219 171L218 172V174H215L216 172H214V170H213V168H212V170H210V172H214V173H212L211 174V176L212 177H210V172L208 173V171H209V169H210V167H211V164L209 163V161L211 160V162L215 159V158H217L218 157V155H219V153H221V152H223V153H226V150H231V151H233L234 149H239V148H253V149H255V150H257V154H258V152L259 151H261V152H264V116L262 117V118H260V119H258V120H253V119H251V118H246V117H242L241 116V118H238L235 122H234V124H233V127L232 128H230V129H227V130H215V132H213V133H207V134H203V135H200V134H198L199 136H197V137H199V138H197L196 137V139H195V137L194 138H185L184 136H187V135H189L188 133H184V132H180ZM182 133H184L183 135H182ZM25 134V135H26ZM104 135H105V133H103ZM149 134H151V131H150V133ZM194 134H195V131H194ZM97 135V134H96ZM101 135H102V133H101ZM168 135V134H167ZM23 135H21V137H22ZM27 136H31V138L30 139H32V136L33 135H28L27 134ZM103 136V135H102ZM107 136V135H106ZM150 136V135H149ZM148 136V137H149ZM191 136V135H190ZM25 137V136H24ZM23 137V138H24ZM23 138H21L22 140H23ZM91 138V137H90ZM93 138V137H92ZM95 138V137H94ZM93 138V139H94ZM99 138V137H98ZM151 138V137H150ZM25 140H27L28 139V137L26 138H24ZM106 139H107V137H106ZM109 139V138H108ZM152 139V138H151ZM150 139V140H151ZM25 140L23 141V143L25 142ZM33 140H34V138H33ZM96 140V139H95ZM95 140H94V142H95ZM105 140V139H104ZM103 140V141H104ZM98 141H99V139H98ZM97 141V142H98ZM100 141H101V139H100ZM109 141H111V140H109ZM33 142V141H32ZM35 142V141H34ZM106 142V141H105ZM144 142H146V141H144ZM20 142H18V144H19ZM27 143V142H26ZM25 143V144H26ZM29 143V142H28ZM22 144V143H21ZM25 144H24V146H25ZM31 144V143H30ZM99 144V143H98ZM147 144V143H146ZM173 144H175L176 145V147H171L170 145H172L173 146ZM26 145H28V144H26ZM34 145V144H33ZM106 145V144H105ZM149 145H151L150 143H149ZM246 145H251V147H249V146H246ZM19 146H20V144H19ZM19 146H17V148H19ZM22 146H23V144L20 146V148H22ZM23 146V147H24ZM100 146V145H99ZM31 147V146H30ZM48 147H49V150L47 151V149H46V153H48V155H49V158H51V161H52V163L53 164H51L50 165V167H49V170H48V175L51 177H49V178H40V179H37L35 182H34V186L38 189V188H40V189H51V188H54V187H57L58 189L60 188V189H64V190H76V188H75V185H76V180L77 179H75V178H73V177H71V176H69V175H65L64 174V171H63V169H62V166H59V164L62 162V159H61V154L62 153H60V150L58 149L59 148V146H58V143L56 142V139H50V142H49V144H48ZM140 147V146H139ZM156 147V148H155ZM26 148V147H25ZM27 149H28V147H27ZM33 149V148H32ZM100 149H101V147H100ZM30 150V149H29ZM28 150V151H29ZM104 150V149H103ZM102 150V151H103ZM254 150V151H255ZM19 151H21V150H19L18 149V151L17 152H19ZM25 151H27L26 149H25ZM27 151V152H28ZM35 151V150H34ZM115 151H116V149H115ZM138 151V152H139ZM231 151H229V152H231ZM248 151V150H247ZM23 152V151H22ZM31 152H33V150L31 151ZM37 152H38V158L40 157V159H42V160H44V158H45V161H44V163H46V154H45V152L43 151V150H41V148H39L38 150H37ZM37 152H36V154H37ZM249 152V151H248ZM248 152H247V154H248ZM261 152H260V154H261ZM100 153H101V151H100ZM228 153V152H227ZM246 153V152H245ZM244 153V154H245ZM255 153H256V151H255ZM18 154V153H17ZM25 154L26 153H24V157L27 159V156H25ZM33 154H35V153H33ZM32 153H31V155H33ZM102 154V153H101ZM251 153H249L248 155H250ZM253 154H254V152H253ZM28 155H30V153L28 154ZM248 155H244V158H246V159H248L247 157H249ZM252 155V154H251ZM250 155V156H251ZM264 154H262V156H263ZM19 156H21L20 154H19ZM35 156V155H34ZM256 157L257 155H253V157ZM261 156V157H262ZM143 157H144V155H143ZM220 157V156H219ZM224 157H226V156H224ZM242 157V156H241ZM1 158H4V156L3 157H1ZM28 158H30L29 156H28ZM33 158V157H32ZM147 158V157H146ZM229 158V159H230ZM252 158V157H251ZM259 158V160L261 159L260 158V156L259 157H257V159ZM262 158H264V157H262ZM25 159V160H26ZM132 159V158H131ZM226 159V158H225ZM241 159V158H240ZM243 159V158H242ZM250 159V158H249ZM24 160V159H23ZM134 160V159H133ZM251 160V159H250ZM253 160V159H252ZM258 160V161H259ZM262 160V159H261ZM22 161V160H21ZM27 161H28V159H27ZM227 161V160H226ZM227 161V162H228ZM241 161V160H240ZM254 162L256 161V159L255 160H253ZM41 162V161H40ZM43 162V161H42ZM135 162V161H134ZM137 162V161H136ZM225 162V161H224ZM226 162V163H227ZM233 162H234V159H233ZM234 162V163H235ZM24 163V162H23ZM30 163V162H29ZM28 163V164H29ZM33 163H35V162H33ZM27 164V165H28ZM133 164H135V163H133ZM228 164L229 163H227V164H225V165H227L228 166ZM242 164V163H241ZM253 164H255V163H253ZM26 165V164H25ZM30 165V164H29ZM28 165V166H29ZM225 165H223V167H225L226 168V166ZM132 166V165H131ZM134 166V165H133ZM27 167V166H26ZM30 167V166H29ZM29 167L27 168V169H29ZM222 167V168H223ZM228 167H230V166H228ZM228 167L226 168V169H228ZM251 167V168H250ZM254 167H255V169H254ZM128 168V167H127ZM216 168H219V167H216ZM215 168V169H216ZM222 168H221V171H222ZM224 168V169H225ZM231 168V167H230ZM223 169V170H224ZM225 169V170H226ZM236 169V168H235ZM217 170V169H216ZM220 170V169H219ZM119 171H121V170H119ZM131 171V172H132ZM245 171V172H244ZM6 173H4V174H2V177L0 178V191L2 192V194L3 195H7L8 194V192H7V188H8V186H10V179H9V169L7 168V171H5ZM226 172V171H225ZM235 172H236V170H235ZM37 173V172H36ZM208 173V174H207ZM226 173H228V172H226ZM231 173H234V174H232V176L230 175ZM6 174H7V176H6ZM30 174V173H29ZM222 174L224 175V173L222 172ZM102 175H104V174H102ZM132 175V174H131ZM207 175H209V177L211 178V179H209L208 178V176ZM23 176H24V174H23ZM22 176V177H23ZM214 178V179H213ZM215 178L217 179V180H215ZM240 180H239V179ZM223 179V180H222ZM235 179H238V181H240L239 183H241V179H242V182H243V180H244V184L247 182V181H249V182H247V183H249V185H250V187H249V185H248V189H247V185L245 186V185H243V184H239L238 183V185L240 186V185H243V187H241V188H239V186L238 185H236L235 186V184H236V181H235ZM225 180V181H224ZM211 182V181H214L213 183H215L216 181V185H214V184H212V182H211V184H207V183H209V182ZM228 181H230V183H232V185L234 184L233 182H235V184L232 186L230 183H227ZM237 181V182H238ZM250 181H252V183L250 182ZM232 186V187H231ZM245 187V188H244ZM23 188V187H22ZM21 188V189H22ZM30 188V187H29ZM236 188H238V189H236ZM33 189V188H32ZM245 189V190H244ZM19 190V189H18ZM34 190V189H33ZM127 190H129V191H127ZM243 190V191H242ZM39 191V190H38ZM41 191V190H40ZM127 191V192H126ZM153 191V192H152ZM15 192V191H14ZM241 193H240V195H241ZM159 194H160V196L162 197H160L159 196ZM244 195V196H243ZM247 195L248 194H242L241 196H240V198H245V197H247ZM249 195V196H250ZM26 196V195H25ZM159 196V197H158ZM31 197V196H30ZM254 197L256 198V197H258L256 194L254 195ZM258 197V198H259ZM123 198H127V202H123L122 203V206H121V210L120 211H118V212H116V214H115V216H114V218L113 219H108V217H110V216H112V214L114 213V210H115V207H114V205H115V202L117 201V200H119V199H123ZM143 198V201H141V202H139L138 201V199H142ZM149 198H152V199H149ZM157 200H156V199ZM162 199L163 200V202H162V204L160 203L162 200H158V199ZM239 198V199H240ZM243 198V199H244ZM19 199V198H18ZM17 199V200H18ZM83 199V198H82ZM146 199V200H145ZM3 200V199H2ZM37 200V199H36ZM131 200H134V201H136L137 202V206H136V204H135V208L134 207H130L132 210L130 211L128 208H129V203L131 202ZM255 200V199H254ZM258 200V199H257ZM262 200V199H261ZM159 202V204H158V202ZM241 201V200H240ZM17 203V202H16ZM260 203V202H259ZM33 204V203H32ZM36 204V203H35ZM161 204V205H160ZM10 205V204H9ZM19 205V204H18ZM68 206V205H67ZM72 206V205H71ZM70 206V207H71ZM132 206V205H131ZM160 206H161V208L163 207V206H165L164 207V209L165 210H163V208L161 209L160 208ZM247 206V205H246ZM69 207V208H70ZM125 207V208H124ZM157 207H158V210H162V211H156V209H157ZM134 208V209H133ZM160 208V209H159ZM175 208V209H174ZM259 208V207H258ZM257 208V209H258ZM263 208V207H262ZM166 209H168V211H166ZM255 209V208H254ZM9 210V209H8ZM42 210V209H41ZM6 211V210H5ZM65 211H66V209H65ZM170 211V212H169ZM226 211H228V212H226ZM233 211V210H232ZM233 211V212H234ZM243 211V210H242ZM247 211V210H246ZM256 211V210H255ZM43 212V211H42ZM155 212V213H154ZM233 212H230V213H232L233 214ZM7 213H8V211H7ZM64 213V212H63ZM239 213V212H238ZM244 213V212H243ZM44 214V213H43ZM53 214V213H52ZM56 214V213H55ZM60 214H62V213H60ZM194 214H195V212H194ZM206 214V215H205ZM153 215V216H152ZM216 215H214V216H216ZM221 215H223V213L221 214ZM226 215H228V214H226ZM256 215V214H255ZM199 216V215H198ZM231 216V215H230ZM245 216V215H244ZM250 216H251V213H250ZM261 216H262V213H261ZM195 217H197V216H195ZM217 217V216H216ZM219 217V216H218ZM218 217L216 218V220L218 219ZM254 217V216H253ZM193 218H194V215H193ZM192 218V219H193ZM200 218V217H199ZM220 218H221V216H220ZM223 218V217H222ZM221 218V219H222ZM232 218V217H231ZM251 218V217H250ZM261 218H263L262 220H264V217H261ZM241 219V218H240ZM242 219H244V218H242ZM241 219V220H242ZM258 219H259V217H258ZM198 220V219H197ZM201 220V219H200ZM200 220H198V221H200ZM211 220V219H210ZM223 220V219H222ZM228 220H229V218H228ZM231 220V219H230ZM240 220V221H241ZM202 221V220H201ZM218 221V220H217ZM216 221V222H217ZM248 221V220H247ZM192 224H191V223ZM195 222V221H194ZM220 222V221H219ZM218 222V223H219ZM243 222V221H242ZM242 222H240V223H242ZM245 222H246V220H245ZM243 223V226H245V231H246V229H248L247 227H246V224H248V223ZM259 222H261V221H259ZM197 223V222H196ZM201 224H202V222H200ZM215 223V222H214ZM233 223V222H232ZM251 223V222H250ZM260 224H262V223H260ZM194 225V224H193ZM199 225V224H198ZM205 225V226H204ZM234 225L235 226H237L238 227V223H234ZM249 225V224H248ZM251 225V224H250ZM218 226V225H217ZM223 226V225H222ZM243 226L241 227V229H243ZM261 226V225H260ZM82 227V228H81ZM252 228V227H251ZM80 229V230H79ZM251 230H253V229H251ZM235 231H239V230H235ZM235 231H231V232H229V233H227V234H225V238H226V242H222V240H221V247L222 248H220V243L219 244H216L217 246L219 245V249H218V251H221L220 253H222L221 254V256H220V258L221 257H223V260H225L226 261V258H228V257H230L229 259H227V261H229V262H236V260H237V258L239 257V256H241V255H243L244 254V251H243V248L244 247H246V246H248L247 244L248 243H245V242H243V240H241V238H240V236L238 235V233L237 232H235ZM244 231V232H245ZM248 231V230H247ZM80 232H82L81 234H80ZM86 234H89V235H94L93 236V239H96V238H94L95 236H99L97 239H99V238H101V243H100V240H95V243H93L92 241V237L91 238H89L90 240H92L91 241V243H89V241L90 240H88V242L87 243H85V242H83V241H85V239L82 241V242H80V240H81V238H83V237H86L87 235H85L84 233ZM184 232V233H183ZM190 232H192V233H190ZM240 232H243V230L241 231L240 230ZM202 233V232H201ZM209 233H211V235H212V232L209 230ZM246 233V232H245ZM99 234H101V235H99ZM174 234V235H173ZM200 234V233H199ZM242 234V233H241ZM82 235H84L83 237H82ZM88 235V236H89ZM250 235V234H249ZM252 235L254 236V234L252 233ZM87 236V237H88ZM103 236V237H102ZM81 237V238H80ZM193 237V238H192ZM205 238L204 237V235L202 236L201 235V237L200 238ZM214 237V236H213ZM243 237V236H242ZM25 239L24 241L22 240H20V241H18V242H14L15 240H18V239ZM79 238H80V240H79ZM171 238H176V239H174L175 240V242L176 243H174V240L173 239H171ZM202 238V239H203ZM210 238H212V237H210ZM155 239H159V241L161 240V244H158V242L155 240ZM188 239V240H187ZM193 239V240H192ZM197 239H199V236L197 237ZM201 239V241L200 240H195V242L196 241H198V244H197V242H196V245H194V247H196V248H192V250H189L192 246H190V247H188V255H187V258L185 257L186 255H184V253H186V249L185 248H183L182 247V249H185V250H183L184 251V253H183V251L181 252L180 250H178V251H174V255L177 253V252H181L180 254H183V256H181V257H179L178 258V260H180L181 261V259L180 258H182V260L184 261V263H183V261H182V264H185V260H190L191 259V261H192V264H194L193 262L196 260L195 258H198L197 256V252L196 251H198L199 252V254L202 256V258L200 257L199 258V260L197 259V261H198V263L199 264H204V263H206L207 264V261L208 262H210L209 264H222L221 262H219V261H217L216 263L214 262V261H216V259L215 258H209V259H207V258H203V254H205V252H207L208 250V252H210V248L212 247V246H214V245H212L211 244V246H210V248L208 247V245H207V243L208 242H204V239L202 240ZM214 239V238H213ZM221 239V238H220ZM103 240H105V241H103ZM144 240H146V242H147V240H149L147 243H145V241ZM156 241L155 242V245H153L154 244V241ZM171 240L173 241L172 243H174L173 244V246H175V247H173L172 246V244H171ZM190 240V241H189ZM192 240V241H191ZM216 240H217V237H216ZM218 240H219V237H218ZM217 240V241H218ZM78 241V242H77ZM103 241V242H102ZM151 241H153V242H151ZM185 241V242H184ZM189 243L188 245H186L187 244V242ZM200 241V242H199ZM216 241V242H217ZM14 242V243H13ZM98 242L100 243V244H98ZM183 242V243H182ZM195 242H194V244H195ZM206 243V244H202L203 245V248L205 247V245H206V247H205V249L204 250H202V251H200L201 250V248L199 249V247H198V245L200 246V247H202V245H201V243ZM258 242L259 243H263L264 244V228L262 229V232L258 235ZM89 243V244H88ZM153 243V244H152ZM186 243V244H185ZM109 244H110V247H109ZM111 244H112V247H111ZM119 244H120V246H119ZM129 244H130V246H129ZM158 246H157V245ZM163 244V245H162ZM168 244V245H167ZM171 244V245H170ZM183 244V245H182ZM214 244V243H213ZM223 244V245H222ZM245 244H246V246H245ZM114 245V246H113ZM123 245V246H124ZM131 245H132V247H131ZM133 245H136L135 247H133ZM181 245V246H180ZM157 246V247H156ZM167 246H169V247H167ZM187 246V247H186ZM102 248V249H105V248ZM109 247V248H108ZM130 247L132 248V249H130ZM139 248H141L140 247V245L138 246ZM170 248L171 249V247H172V250L169 252V250L170 249H164V248ZM208 247V248H207ZM214 247H216V246H214ZM250 247V246H249ZM137 248V247H136ZM135 248V250H137ZM144 248V249H145ZM160 248V247H159ZM174 248V249H173ZM179 248H177V249H179ZM202 248V249H203ZM99 249V251H100V253H99V251H98V255H95V254H97V252L95 251V249L92 251V250H90V252L92 253V252H94V254L93 255H89L88 257H90L91 258V261H90V259H88V260H86L85 258H83L84 260H86V261H90V262H88L87 264H90L91 262H93L92 260H94V262L96 261V259L98 260V261H100V259L102 258V256H100V255H103V253H102V251ZM118 249V250H117ZM144 249H142V250H140V251H136V252H140L139 253V255L141 254V252L144 250ZM145 249V250H146ZM194 249V250H193ZM212 249V248H211ZM215 249V248H214ZM214 249H213V251H214ZM107 250V251H108ZM135 250L132 252L133 254H134V256L136 255V253H134L135 252ZM139 250V249H138ZM160 250V249H159ZM159 250H157L155 253H157V252H159ZM196 250V251H195ZM217 250V249H216ZM88 251V252H87ZM106 251V250H105ZM106 251V252H107ZM146 251H148V250H146ZM145 251V252H146ZM191 251V253H189ZM217 251V252H218ZM264 251V250H263ZM86 252V253H85ZM105 252V253H106ZM176 252V253H175ZM196 252V253H195ZM215 252V251H214ZM90 253V254H91ZM102 253V254H101ZM107 253H109V252H107ZM107 253L104 255V257H103V259L105 260H107V263L106 264H113L114 263V260H117L118 258H117V254H119V253H117L116 254V259H114L113 257V262L112 261H109V260H111V259H107V258H109L110 257V253L107 255ZM155 253H152V254H155ZM160 253H161V251H160ZM163 254L165 253V252H162ZM161 253V254H162ZM165 253V254H166ZM179 253H177L176 254V258H177V255H179ZM211 253V252H210ZM133 254H131V255H133ZM151 254V255H152ZM159 254V253H158ZM165 254H164V256H165ZM166 254V259L168 260V255ZM171 254V255H172ZM189 254H191V255H193L194 256V258H193V256H190ZM196 256H195V255ZM219 254V253H218ZM108 256V257H106L105 258V256ZM138 255V254H137ZM136 255V256H137ZM143 255V254H142ZM147 256H148V254H146ZM156 255V254H155ZM173 255V256H174ZM93 256L95 257H101V258H94L93 259ZM128 256V255H127ZM150 256V255H149ZM159 256V255H158ZM161 256V255H160ZM163 256V257H164ZM262 256H264V254L262 255ZM120 257V256H119ZM130 257H132V256H130ZM139 257V256H138ZM151 257V256H150ZM155 257V256H154ZM170 257H172V256H170ZM170 257H169V259H170ZM190 259H189V258ZM193 258V260H192V258ZM123 259H125V257H122ZM129 258V257H128ZM128 258H126V259H128ZM135 257H132V259H134ZM146 258V257H145ZM174 258V257H173ZM121 259V258H120ZM120 259H118L119 261H117V262H115V264H120V262L121 261H123V259L122 260H120ZM165 259V258H164ZM163 258H162V260H164ZM185 259V260H184ZM263 259H264V257H263ZM104 260H102L103 261V264L105 263L104 262ZM105 260V261H106ZM135 260V259H134ZM136 260H138L137 258H136ZM140 260V259H139ZM149 260V259H148ZM160 260V259H159ZM161 260V261H162ZM175 260V259H174ZM178 260H176V262L178 261ZM210 260V261H209ZM98 261H96V264H97V262ZM109 261V262H108ZM127 261V260H126ZM131 261V260H130ZM150 261V260H149ZM148 261V262H149ZM171 261V260H170ZM179 261V262H180ZM197 261L195 262V264L197 263ZM93 262V263H94ZM132 262V261H131ZM134 262V261H133ZM133 262H132V264H133ZM140 263H141V261H139ZM139 262H138V264H139ZM145 262V261H144ZM164 262V261H163ZM166 262V261H165ZM164 262V263H165ZM174 262V261H173ZM172 262V263H173ZM179 262H177V263H179ZM263 262H264V260H263ZM92 263V264H93ZM98 263H100V264H102L101 262H98ZM122 263V262H121ZM130 262L128 261V264H129ZM197 263V264H198ZM82 264H86V262L85 261H83V263ZM125 264H126V262H125ZM136 264V263H135ZM142 264V263H141ZM153 264V263H152ZM160 264H162V263H160ZM165 264H169V263H165ZM170 264H171V262H170ZM188 264V263H187ZM190 264H191V262H190ZM227 264H228V262H227ZM231 264V263H230ZM236 264H237V262H236Z\"/></svg>","mask_w":264,"mask_h":264},{"label":"crops","instance_id":"3","mask_svg":"<svg viewBox=\"0 0 264 264\" xmlns=\"http://www.w3.org/2000/svg\"><path fill=\"white\" fill-rule=\"evenodd\" d=\"M166 1H167V3H166ZM168 1H170V2H168ZM226 1L227 2L225 3V0H137V6L139 8H143L142 9L143 14H146V12H147L146 8H150V7L153 8V14L155 17L154 18L155 24H157V26L160 28V30H159L160 35L157 34L154 37H162L163 39L167 38V39H175V40H177L178 38H188V39L213 38V39L218 40L217 42H220L219 46H217V47L221 48L222 45L224 47H228V49L230 50L228 52L231 53V56L236 55L235 56L236 60H241L240 62L244 65V68L247 71V73L250 71H254V70L255 71L260 70V66H259L260 63L254 64L253 63V60H254L253 56H256L257 54L258 55H264V36L261 35V34H264V32L259 34L260 37L262 36L260 38L261 42L258 41L259 37H257L258 39L256 38L257 40L254 39L258 43L260 42V44H258L256 41L254 42V40L253 41L249 40L248 37L246 36V34H245V37L243 36L244 34L242 35V37L238 35L237 36L239 38L238 42L240 44L238 42H236L237 44H236V46H234V48L237 47L238 49L237 50L236 49L231 50L230 45L224 43L225 42L224 40L226 38H232V37L235 38V35L229 34V30L227 29L226 22L224 20L220 19V16H224L225 13H221L219 11H218V13H216V10L221 8V7L225 8L227 5H229V6H231V5L233 6V4H234V6L237 5L236 0H234L235 2L232 0H229L230 2H228V0H226ZM231 1H232V3H231ZM250 1H251L250 5L254 6V7L263 4V3H260V2H263V0H250ZM215 2H217V3H215ZM221 4H222V6H221ZM162 7H170L169 18H166L167 15H163V11L161 9ZM172 7L174 8V10L172 9ZM196 7H201V8L194 11L195 10L194 8H196ZM172 10H173V12L174 11L175 12L174 13L171 12ZM180 10H182V12L184 11V13L180 12ZM177 14H178V16H177ZM195 14H200L201 16H206V21L210 23V26L208 27L209 30L202 31V29L194 28L191 25V23H193L195 21L194 20ZM207 32L209 34H207ZM138 37L139 38H145L146 32L145 31H139ZM243 37L245 38V40L246 39L247 40L246 41L240 40ZM247 41H249V42H247ZM250 41H251V43H250ZM12 42H13V39H12L11 44H10V50L11 51L9 54H10V58L11 57L15 58V57H17V55H20L19 54L20 50H17L16 47H13ZM252 43H253V45L256 44V46L258 44V47L255 49V45L254 46L251 45ZM242 44H243V46H242ZM248 44H249V46H248ZM213 46L215 47L214 43H213ZM38 47H39V49H38L37 54L39 55L41 60L44 61V58H46L45 56H47L46 55V49L44 47H41V46H38ZM250 49H251V51H250ZM1 50H3V49H1V47H0V53H3V52H1ZM211 50H213V49H211ZM253 51L255 54L253 53ZM260 51H261V54H260ZM63 52H64V54H68L67 48H64ZM63 52H62V54H63ZM257 52H259V53H257ZM237 54H239V55H237ZM227 56H230V55L228 54ZM10 58H9L8 66H6L4 69L1 68V66H0V75H1L0 76V94L1 95H6L9 92L14 91V80L16 78V75L20 74V72L23 71L22 68H19L21 70V71H19L18 67L14 66L10 62ZM173 62L175 63V71H174L175 75L179 76V73L181 71V65L178 62V58L176 57V59L173 60ZM254 68H256V69H254ZM261 88H264V86H261L260 84L258 85L257 83L252 84L251 82L242 81L236 90L238 92V93L236 92L237 93L236 95H238V98H234V97L229 98V96H228L221 101H216L218 103L224 104L223 105V107H224L223 108L224 118H241V116L242 117L244 116L246 118H251L253 120H258V119L262 118L264 116V111H261V112L258 111L257 113L253 114L252 112H254L256 110V108L253 109L252 107H249V109L241 110L237 107V105L241 104V103H247L250 106L251 104L257 102L258 99H259V101L264 100V99H262L263 98L262 96H264L262 94V93H264V90ZM229 93H231V92H229ZM230 96H232V95H230ZM104 101H105L106 113H105V115H101V122L105 126H109V124H113L114 122H116L117 124L121 125L120 128L123 129V131H124V129L126 131H127V129L129 130L131 128L130 126H132V124H133L132 127H134L135 121L134 120L130 121V119H128L127 116H122L120 114V112L117 110V108L113 107L111 105L110 99L107 95H104ZM4 108H10V103L8 100L6 102V99H3L2 96H0V109H4ZM172 109L176 110V108L174 109L173 106L171 107V110ZM241 112H243V113L239 114ZM1 113L2 112L0 110V178L2 177V173L3 174L6 173L5 171H7V168H8L9 169L10 186H8V188H7V192H8L7 195H3L2 192L0 191V216L11 214L12 213V211L10 210L11 207L17 206L16 202H17V199L19 197H21V198H23V197L27 198L28 197L27 193L32 191L33 183L37 179L50 177L48 175V170H49L50 165L53 163L51 161V158H49L48 153H46V152L49 150L48 144L50 142V139L55 138V137H51V136H55V135L58 136L56 138V142L58 143V146H59L58 149L60 150V153H62L61 154L62 162L59 164V166H62L64 174L69 175V176H71L77 180H78V176H79L77 171L74 170L72 167H70V160L72 158V150H71V148H69L71 144L77 143V141H78L77 139H78L79 135H77L76 133L71 132V131L53 130V129L49 128V127H51L50 124L42 122V121H37L34 119L29 120L28 118H26L25 119L26 122H24L22 120L18 121V119H16V121H15L13 119L12 115L10 117L7 114H1ZM28 116H30V115H28ZM30 117H32V116H30ZM183 117H185V116H179L180 120H186V121L188 120V118H183ZM104 119H105V121H104ZM186 121L184 122V124H185L184 126H183V121L181 122L182 126L178 125V123H177L178 121L175 122V126H178V128L180 127L181 132H184V133L189 132V130H187V129L185 130L186 126H187V128L189 127L188 126L189 123H187ZM123 124H124V128L122 127ZM191 126L192 125L190 124L189 128H191ZM116 128L111 127L112 130H114ZM117 129H119V128H117ZM26 130L29 131V133H27L28 135H33L32 139H30L31 136H27V134L25 132H28V131H26ZM138 132H140V131H138ZM160 133L165 134V133H169V132L168 131L167 132L160 131ZM184 133H182V134H184ZM189 134H193V132H189ZM21 135H23V136L21 137ZM24 136L26 138L28 137V139L25 140ZM125 137H126V135H125ZM150 137L154 138L151 135L148 138L150 139ZM21 138H23V140ZM33 138H34V140H33ZM24 140H25V142L23 143ZM81 140L83 142L87 141L86 138L84 137V135L81 136ZM128 140L130 142V139H128ZM18 142H20L19 143L20 146L22 144L24 146V144L26 142H27L26 144H28V145L25 144L24 147L22 146V148H20ZM119 143H121L120 140H118V146H119ZM150 144H151V141H150ZM17 146H19V148H17ZM170 146L173 148L176 147L175 144H173V146L172 145H170ZM246 146L251 147V145H246ZM27 147H28V149H27ZM39 148H41V150H43L47 156L46 157L47 163H45V164L42 162V159H40V157L39 158L37 157L38 156L37 149H39ZM129 148H131V147L129 146ZM18 149L21 151L17 152ZM25 149L27 151L29 149L30 150L27 152V151H25ZM46 149H47V151H46ZM245 149L254 150L253 148H245ZM32 150H33V152H31ZM34 150H35V152H37V154H33V153H35ZM123 150H125V148H123ZM24 153H26L25 156H27L28 161L24 157ZM29 153H30V155H28ZM31 153L33 155H31ZM120 153H122V152H120ZM19 154L21 156H19ZM3 156H4V158H1ZM28 156L30 158H28ZM117 156H116V158H117ZM44 161H45V158H44ZM33 162H35V163H33ZM28 167H29V169H27ZM2 169H3V171H2ZM23 174H24V176H23ZM6 176H7V174H6ZM52 192L56 193V194H65V191H60L58 189L52 190ZM41 194L43 196H48L49 190H44L43 192H41ZM45 206H46V204L41 206V208L43 209ZM7 211H8V213H7ZM236 223L237 222L235 221V224ZM219 225H221L218 227L220 230H239V231L241 230L239 224H238V227L235 226L234 223H228V224L223 223L222 224V222H220ZM263 228H264V226H263Z\"/></svg>","mask_w":264,"mask_h":264}]
</instances>
